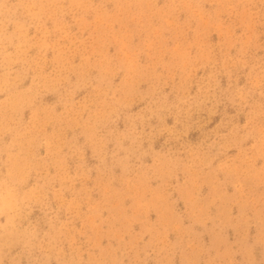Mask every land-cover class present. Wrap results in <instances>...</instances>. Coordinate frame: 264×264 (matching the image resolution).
<instances>
[{"label":"rangeland","instance_id":"374dc122","mask_svg":"<svg viewBox=\"0 0 264 264\" xmlns=\"http://www.w3.org/2000/svg\"><path fill=\"white\" fill-rule=\"evenodd\" d=\"M191 2L0 4V155L30 151L56 178V218L36 207L22 226L57 264L264 251V4ZM12 196L0 183V229Z\"/></svg>","mask_w":264,"mask_h":264},{"label":"clouds","instance_id":"9594fccd","mask_svg":"<svg viewBox=\"0 0 264 264\" xmlns=\"http://www.w3.org/2000/svg\"><path fill=\"white\" fill-rule=\"evenodd\" d=\"M3 0H0V4ZM264 4V0H261ZM7 9V5H4ZM126 7V5H121ZM172 8L193 7L191 0H173ZM5 131H8L7 126ZM6 155H0V183L13 190V196L4 202L2 211L8 218V224L0 229V264H57L58 257L54 256L53 250L56 245L48 242L47 246L40 245L35 238L34 229L23 227L27 223L31 224V213L34 208L39 207L41 212L51 219L56 218L59 211L53 205V200L58 189L54 187L55 177L48 173V163L43 158L36 159L31 152L19 155L8 151ZM214 157L209 156L200 161V164L211 166ZM161 169L167 171L174 165V162L163 160ZM35 180L33 184L32 181ZM264 249V245L259 246ZM258 245L254 243L246 244L245 264H264V251L257 252ZM180 254V264H191L186 259L182 250H177ZM59 264H89L88 261H64L59 260Z\"/></svg>","mask_w":264,"mask_h":264}]
</instances>
